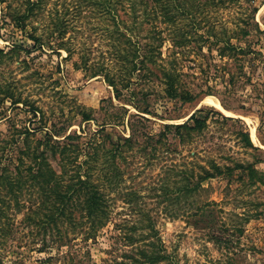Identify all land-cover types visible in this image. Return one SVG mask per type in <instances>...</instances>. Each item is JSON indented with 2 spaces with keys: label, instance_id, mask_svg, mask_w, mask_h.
<instances>
[{
  "label": "rangeland",
  "instance_id": "374dc122",
  "mask_svg": "<svg viewBox=\"0 0 264 264\" xmlns=\"http://www.w3.org/2000/svg\"><path fill=\"white\" fill-rule=\"evenodd\" d=\"M207 1L194 6L209 9L206 21L182 27L251 51L238 60L220 59V43L178 47L192 95L183 100L164 96L155 77L117 98L101 72L91 76L112 65L111 25L86 3L0 0V264H264V0ZM162 51L168 66L169 40ZM199 108L232 118L209 111L198 132L161 134ZM208 158L221 174L192 187ZM87 165L108 215L90 235L83 196L57 212L41 174L52 168L64 188Z\"/></svg>",
  "mask_w": 264,
  "mask_h": 264
},
{
  "label": "trees",
  "instance_id": "16d2710c",
  "mask_svg": "<svg viewBox=\"0 0 264 264\" xmlns=\"http://www.w3.org/2000/svg\"><path fill=\"white\" fill-rule=\"evenodd\" d=\"M195 1L189 3V0L187 2L184 0H80V2L86 3L87 6L95 9L100 20L105 22V19H107L111 25V27L109 25L103 26V31L106 32L110 40L112 65L105 68V70L92 71L90 75L95 76L101 72L105 81L113 88L117 98L123 95V90H127L129 94L135 96L137 91L130 88L135 81L147 82L155 77L160 80L161 91L164 96L169 99L178 97L183 100H191L192 95L181 84V72L175 67L174 60L179 53L178 47H182L184 43L191 40L199 45L200 40L204 43L208 42L209 45L220 43L221 45H217V54L220 59L233 57L238 58V60L242 58L241 56L239 58L240 54L244 55L251 51L238 43H232L231 36L225 35V33L219 35L209 31L210 29L206 27L202 33H197L195 29L198 25L193 30L182 27L183 20L189 19L198 24L206 21V17L208 18L209 9L207 7L203 9L204 3H199L194 7ZM203 1L205 3L209 2L207 0ZM213 1L215 3V0H210V2ZM34 3L32 1L31 6H34ZM220 3H223V0H220ZM78 6L75 5L76 8ZM254 9L256 8L254 7ZM19 18L23 20L25 15ZM143 23L146 24V28L143 33H140ZM162 23H164V26ZM193 23L190 27L193 26ZM256 26L259 29L257 24ZM192 34L194 36H191ZM167 35H169V38H167ZM33 39L37 41V37H33ZM166 39L171 42L172 54H170L173 55V62L169 63L168 66L162 61V48ZM113 66H115V69L112 68ZM239 68L245 74L241 62ZM142 97L146 100V105L143 106L142 111L149 112L148 98H146L148 96ZM134 103L132 101V104ZM209 111H214L217 117L222 119L232 118L216 109L199 108L182 123L164 124V131L161 134H166L167 130L182 137L186 134L190 135L192 132H198L206 126ZM239 134L245 144L253 146L248 131L241 129ZM90 156L92 155L84 159V165L90 161ZM206 163L207 165L197 163L199 164V170L195 173V182L192 187H197L204 179L221 174L222 167L213 158H208ZM247 166L250 173L257 172L250 164ZM84 168V173L77 172L75 181L65 183L64 188L61 186L60 178L52 168H49L46 173L41 172V174L44 176L47 188L49 186L48 190L54 195L53 207L57 212L64 214L68 199L72 197L75 191L83 196L82 213L89 223L87 235H90L107 222L108 215L103 195L90 179L93 175L92 165L84 166ZM49 183L51 185H48ZM192 187L185 185V188L189 190ZM56 200L58 201L57 205ZM49 218L53 221L54 215L50 214Z\"/></svg>",
  "mask_w": 264,
  "mask_h": 264
},
{
  "label": "bare ground",
  "instance_id": "6f19581e",
  "mask_svg": "<svg viewBox=\"0 0 264 264\" xmlns=\"http://www.w3.org/2000/svg\"><path fill=\"white\" fill-rule=\"evenodd\" d=\"M206 101H208V102H210V103H212L214 105H218L219 106V104L216 101L212 100L210 97H207Z\"/></svg>",
  "mask_w": 264,
  "mask_h": 264
}]
</instances>
